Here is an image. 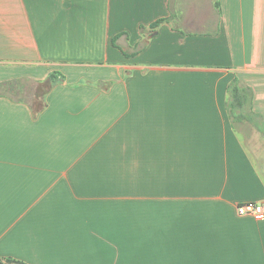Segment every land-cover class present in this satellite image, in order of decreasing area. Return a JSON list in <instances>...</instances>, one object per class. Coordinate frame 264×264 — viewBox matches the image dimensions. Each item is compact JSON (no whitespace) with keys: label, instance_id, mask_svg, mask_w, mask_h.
<instances>
[{"label":"crops","instance_id":"crops-1","mask_svg":"<svg viewBox=\"0 0 264 264\" xmlns=\"http://www.w3.org/2000/svg\"><path fill=\"white\" fill-rule=\"evenodd\" d=\"M0 84V258L264 264V0H0Z\"/></svg>","mask_w":264,"mask_h":264},{"label":"trees","instance_id":"trees-1","mask_svg":"<svg viewBox=\"0 0 264 264\" xmlns=\"http://www.w3.org/2000/svg\"><path fill=\"white\" fill-rule=\"evenodd\" d=\"M167 20H168L167 18L158 19L157 21H155L154 23L151 24V27L154 28L159 23L167 21ZM112 42L115 43V39H113ZM55 78H56L55 73L50 74V80L53 81ZM3 85H6V84H0V86H3ZM10 88H11V86H10ZM229 90H230L232 103L235 102L238 105H241L243 102H245V100L248 98V93H250V91H249L250 89L248 87H240L239 86L238 79H234V81L232 82V84L229 87ZM232 103H231V105H232ZM0 264H26V263L21 261V260L8 257V258H0Z\"/></svg>","mask_w":264,"mask_h":264},{"label":"built area","instance_id":"built-area-1","mask_svg":"<svg viewBox=\"0 0 264 264\" xmlns=\"http://www.w3.org/2000/svg\"><path fill=\"white\" fill-rule=\"evenodd\" d=\"M236 210L240 215H251L257 219H262L264 217V201L240 203Z\"/></svg>","mask_w":264,"mask_h":264},{"label":"rangeland","instance_id":"rangeland-1","mask_svg":"<svg viewBox=\"0 0 264 264\" xmlns=\"http://www.w3.org/2000/svg\"><path fill=\"white\" fill-rule=\"evenodd\" d=\"M197 14H198V15H201V13H200V12H197ZM200 26H202V25L200 24ZM198 28H199V27H198ZM30 87H31V86H30ZM33 88H34V86H33Z\"/></svg>","mask_w":264,"mask_h":264}]
</instances>
